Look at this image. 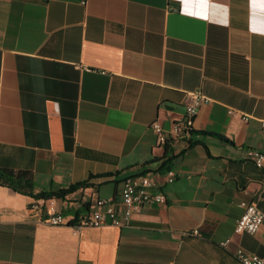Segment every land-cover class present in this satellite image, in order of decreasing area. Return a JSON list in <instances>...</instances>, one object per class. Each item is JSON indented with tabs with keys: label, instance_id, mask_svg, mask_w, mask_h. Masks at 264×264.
<instances>
[{
	"label": "crops",
	"instance_id": "0c3cea01",
	"mask_svg": "<svg viewBox=\"0 0 264 264\" xmlns=\"http://www.w3.org/2000/svg\"><path fill=\"white\" fill-rule=\"evenodd\" d=\"M83 1L0 0V169L30 172L36 194L90 184L55 199L64 226L0 186V264H241L237 248L264 258V223L235 234L241 202L264 214V167L246 158L264 154V0ZM197 90L208 102L195 132L166 144L169 183L152 124L171 129ZM135 175H151L166 204L121 228L72 229Z\"/></svg>",
	"mask_w": 264,
	"mask_h": 264
},
{
	"label": "built area",
	"instance_id": "2783aa9c",
	"mask_svg": "<svg viewBox=\"0 0 264 264\" xmlns=\"http://www.w3.org/2000/svg\"><path fill=\"white\" fill-rule=\"evenodd\" d=\"M83 3H86V0ZM207 102L208 99L200 90L186 93L184 100L186 113L181 121L175 123L169 130L164 129L158 122L152 124L153 130L158 136L159 144L166 145L174 140L188 142L196 130L195 123L199 111ZM243 120L247 122L248 118L243 117ZM261 133L264 139V122L262 123ZM246 158L252 161L257 168L264 167V154L261 152L250 149L246 153ZM167 181L169 183L174 181L172 170L167 174ZM155 187H157V184L151 175L127 177L123 182L119 201L97 200L91 213L83 217L78 224L72 226V229L78 233L83 227H101L108 223L119 228L127 226L131 217L140 212L143 207L153 203L166 204L165 194L161 190H156ZM43 207L46 208L47 223L53 226L68 225L66 218L58 209L55 198L46 201L33 200L29 210L41 211ZM240 207L243 214L236 222L235 234H258L264 223L263 212L254 203L241 202ZM186 234L198 236L199 231L194 230ZM230 243L231 239H228L222 242L221 246L227 247ZM235 257L241 264H264V258L248 253L243 248L236 249Z\"/></svg>",
	"mask_w": 264,
	"mask_h": 264
},
{
	"label": "trees",
	"instance_id": "16d2710c",
	"mask_svg": "<svg viewBox=\"0 0 264 264\" xmlns=\"http://www.w3.org/2000/svg\"><path fill=\"white\" fill-rule=\"evenodd\" d=\"M167 145H166V153L163 158L164 162L160 169L166 167L170 171L174 156L171 155V151L169 149V146ZM0 186L10 188L20 194L32 197L34 198V200L46 201L52 198L64 199L65 197H67L68 195L74 193L79 189L89 187L90 184H88V182H82L75 186H71L69 189H62L56 192L51 191L48 193L36 194L35 192L36 186L34 183V178L30 172L14 171L11 169H0Z\"/></svg>",
	"mask_w": 264,
	"mask_h": 264
}]
</instances>
